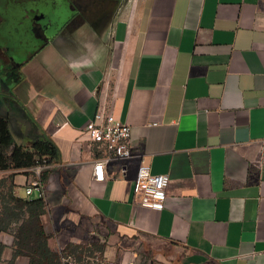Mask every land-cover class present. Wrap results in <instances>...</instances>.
I'll return each mask as SVG.
<instances>
[{"label": "crops", "instance_id": "crops-1", "mask_svg": "<svg viewBox=\"0 0 264 264\" xmlns=\"http://www.w3.org/2000/svg\"><path fill=\"white\" fill-rule=\"evenodd\" d=\"M5 72L2 61L12 89L0 115L15 141L49 135L61 153L43 184L54 250L96 243L93 254L121 262L264 264V0L66 5L49 41L17 57L15 79ZM99 111L128 123L137 149L111 159L104 181L94 177L104 149L84 130ZM143 160L170 177L163 210L134 195ZM34 178L16 174L15 194L38 197L26 194ZM0 240L7 264L14 236Z\"/></svg>", "mask_w": 264, "mask_h": 264}, {"label": "trees", "instance_id": "trees-1", "mask_svg": "<svg viewBox=\"0 0 264 264\" xmlns=\"http://www.w3.org/2000/svg\"><path fill=\"white\" fill-rule=\"evenodd\" d=\"M60 160V150L49 135L34 140L31 146L18 144L9 121L0 115V172H8L0 180V234L8 232L14 236L13 256L7 264H16L19 256L28 257L29 264H80L84 257L93 255V250L104 249L96 243L92 246L71 243L62 251L54 250L42 223V215L47 211L45 198H24L14 192L16 174L29 175L35 166L43 165L40 180L44 184L49 175L47 166ZM5 246L0 240V260Z\"/></svg>", "mask_w": 264, "mask_h": 264}, {"label": "built area", "instance_id": "built-area-1", "mask_svg": "<svg viewBox=\"0 0 264 264\" xmlns=\"http://www.w3.org/2000/svg\"><path fill=\"white\" fill-rule=\"evenodd\" d=\"M85 132L90 140L104 149L105 156L94 164V177L98 181H104L105 165L113 158L129 159L136 152L131 135V126L120 121L114 114L99 111L92 117L86 126ZM43 165L33 168L35 178L26 188L28 196L37 193L38 197H44L45 192L40 175ZM170 177L167 174H155L144 160L140 163L133 184V192L138 203L144 207L163 210L168 196ZM94 264H138L136 260L121 262L113 259H102Z\"/></svg>", "mask_w": 264, "mask_h": 264}, {"label": "flooded vegetation", "instance_id": "flooded-vegetation-1", "mask_svg": "<svg viewBox=\"0 0 264 264\" xmlns=\"http://www.w3.org/2000/svg\"><path fill=\"white\" fill-rule=\"evenodd\" d=\"M111 1L120 0H0V62L6 63V76L15 79L20 54H28L35 42L44 44L49 41L51 27L61 20L66 5L83 9L93 5L102 7ZM1 79L10 90H6L5 84L0 86V93L10 101L12 85L1 76L0 83Z\"/></svg>", "mask_w": 264, "mask_h": 264}, {"label": "rangeland", "instance_id": "rangeland-1", "mask_svg": "<svg viewBox=\"0 0 264 264\" xmlns=\"http://www.w3.org/2000/svg\"><path fill=\"white\" fill-rule=\"evenodd\" d=\"M5 84H2L0 83V86H4ZM12 129H13V132L15 134V137H18L19 136V133L17 132V129L12 125ZM2 178V175H0V180ZM104 257L100 256L99 254H93L92 256H86L84 257V260L82 262H84V264H89L91 262H96V261H99V260H102ZM80 262V263H82Z\"/></svg>", "mask_w": 264, "mask_h": 264}, {"label": "water", "instance_id": "water-1", "mask_svg": "<svg viewBox=\"0 0 264 264\" xmlns=\"http://www.w3.org/2000/svg\"><path fill=\"white\" fill-rule=\"evenodd\" d=\"M1 83H2V84H3V83L6 84L5 81H4V79H1ZM6 90H8V91L10 90V86L7 85V84H6Z\"/></svg>", "mask_w": 264, "mask_h": 264}]
</instances>
